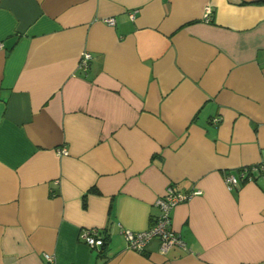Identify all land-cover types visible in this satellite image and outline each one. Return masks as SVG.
<instances>
[{"label":"crops","instance_id":"0c3cea01","mask_svg":"<svg viewBox=\"0 0 264 264\" xmlns=\"http://www.w3.org/2000/svg\"><path fill=\"white\" fill-rule=\"evenodd\" d=\"M0 43V264H264V170L222 176L264 165V0H0ZM169 185L185 247L128 249Z\"/></svg>","mask_w":264,"mask_h":264},{"label":"built area","instance_id":"2783aa9c","mask_svg":"<svg viewBox=\"0 0 264 264\" xmlns=\"http://www.w3.org/2000/svg\"><path fill=\"white\" fill-rule=\"evenodd\" d=\"M135 13V10L129 12L128 16L131 20L135 18ZM103 21L110 26L115 24V19L113 17H106ZM90 59L91 54L89 52H82L79 56L78 67L86 70L89 66ZM211 121L213 123H218L219 119L213 118ZM59 153L67 154V150L61 148L59 149ZM262 170H264V165L262 164L247 165L241 166L236 170H224L222 171V176L224 182L229 187H236L240 182L253 181ZM201 193L200 189L183 192L169 185L165 192L156 198L154 202V205L158 208V214L154 217L148 228L141 231H134L122 227L121 224H119L126 247L135 252H142L151 240L157 238L160 241L161 252H166L174 245L184 248L185 242L180 234L175 232L171 227V212L178 203L187 201L194 195H199ZM105 234L106 232L100 228L90 227L81 230L80 238L89 247L101 249L104 244ZM44 256L48 262L52 263L54 261L52 255L45 253Z\"/></svg>","mask_w":264,"mask_h":264},{"label":"trees","instance_id":"16d2710c","mask_svg":"<svg viewBox=\"0 0 264 264\" xmlns=\"http://www.w3.org/2000/svg\"><path fill=\"white\" fill-rule=\"evenodd\" d=\"M106 245H107V236H106V234H105L104 244H103L102 247H101V250H102V251H104V248L106 247Z\"/></svg>","mask_w":264,"mask_h":264}]
</instances>
